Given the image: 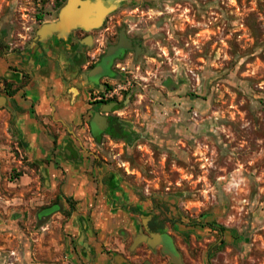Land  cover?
<instances>
[{"label":"rangeland","instance_id":"rangeland-1","mask_svg":"<svg viewBox=\"0 0 264 264\" xmlns=\"http://www.w3.org/2000/svg\"><path fill=\"white\" fill-rule=\"evenodd\" d=\"M67 1L0 0V264H174L134 244L143 220L171 237L176 264H264V0H107L98 27L67 45L33 44ZM119 28L142 46L108 80L128 132L96 145L78 135L81 73ZM37 67L52 75L47 113L35 116L49 145L54 137L47 162L39 146L38 156L21 147L26 109L3 96L16 102ZM70 142L94 156L64 158Z\"/></svg>","mask_w":264,"mask_h":264},{"label":"flooded vegetation","instance_id":"flooded-vegetation-1","mask_svg":"<svg viewBox=\"0 0 264 264\" xmlns=\"http://www.w3.org/2000/svg\"><path fill=\"white\" fill-rule=\"evenodd\" d=\"M106 31H109V28L106 29ZM109 36L110 41L107 42V45L105 46V49L99 53L98 55L93 56V59L91 61H86V53L84 52L81 57V62L86 61V65L84 66L85 70L81 73L83 75L82 82L84 83L85 92L88 94L85 103L83 105V110L79 113V136H82L86 139H90L94 142L96 145L101 144V140L104 137L107 138H115V137H124L126 132H128V126L124 123L121 116L123 115L121 109L123 107V101L122 98L119 99L117 97V93H112L108 95V93H111L112 84L108 81L110 79H115L117 77V69L122 68V64L120 61L124 60L128 55L135 56L137 53L136 50H142L141 44H139L137 41L132 39L127 31L125 29L119 28L117 30H112L111 33H107ZM121 34L124 35L126 44L130 45V48H119L115 51L114 55L112 54L108 58L106 57V52L108 47L110 46H116L119 43ZM88 35H83L82 39L84 42H89L90 39L87 37ZM74 45L72 42L70 46ZM82 48V47H81ZM85 48V46H84ZM63 56V55H62ZM64 57V56H63ZM101 66L103 67V70L94 76H88V73L93 70L95 67ZM69 65L64 66L63 72H66ZM30 75H33L32 72L29 73ZM23 77V74H21V78ZM32 78L27 82L26 85H28L31 82ZM25 87V86H24ZM16 90V87H15ZM22 89H18L15 94H13V97ZM30 95H32L31 91H29ZM25 92L19 94V98H21L23 101H27V97L25 96ZM34 95V94H33ZM3 96L4 99L7 98V102L9 103L10 107H14L15 103L17 105V102L12 103V98L10 92L8 89L3 88ZM31 100V99H29ZM34 102L31 100L29 102L28 113L29 115H33V118H35V110L33 109ZM113 104V106L110 108L107 112H102L101 108ZM18 110H24V108L19 107L18 105L14 107ZM57 109V108H55ZM48 113L49 120L52 122L54 121V115L55 112ZM23 114L22 112L19 114L21 116ZM98 114V122L93 121V118L95 115ZM18 116L17 122H20V117ZM58 120H60L59 124L62 125L64 128V132L71 137L74 141L77 142L79 138L75 136L73 132L69 129L68 125L58 117ZM39 122V121H38ZM41 124V122H40ZM45 124V122H44ZM19 125V124H18ZM19 128V127H18ZM20 129V128H19ZM22 132V139H25V133L22 129H20ZM45 131V129H44ZM74 137V138H73ZM51 143L50 147H40V156L42 157V160L47 162L51 158V151L54 148V137L51 135ZM27 142H21V147L26 151V153H30L32 156H38L36 151L32 148V146L28 145ZM78 143V142H77ZM18 145V144H17ZM68 148L64 149L63 157L72 161H76L81 163L82 158L80 155V152L85 153L86 155L94 156V154H90V151L84 148L82 144H74L72 142L67 143ZM18 148V146L16 147ZM69 150V155L67 154V151ZM60 204H58L55 207H47L41 209L37 217L38 219L42 217H46L47 215H51L55 211H60ZM146 219V218H145ZM140 229V235L146 237L147 239L151 240L153 242V245H149L146 242H143L149 250L153 251L156 248H159V252L162 256H165L169 259L170 262H173L172 257L169 255V253H174L175 255H178L179 261L181 260V255L178 252L177 248L175 247L171 237L162 231H159V229L152 223V220L144 221L142 224L137 228V233ZM136 233V234H137ZM155 235H160L161 238H163V242L159 243L157 242L154 237ZM167 237V238H165ZM171 241V243L169 242ZM178 261V262H179ZM177 262V263H178ZM143 264H150L148 261H144ZM176 264V263H174Z\"/></svg>","mask_w":264,"mask_h":264},{"label":"water","instance_id":"water-1","mask_svg":"<svg viewBox=\"0 0 264 264\" xmlns=\"http://www.w3.org/2000/svg\"><path fill=\"white\" fill-rule=\"evenodd\" d=\"M113 8L112 3L105 0H68L65 6L60 10L58 17L55 21L45 23L41 25L36 33L33 44L37 42H44L48 38L54 36L56 39L65 41L68 38H71L73 32L76 29L90 30L92 28L98 27L102 22L104 16ZM122 35V34H121ZM121 37L119 43L116 46H110L107 49L106 56L114 53L119 47L130 48L129 44H122ZM140 50H136V53H139ZM102 70L101 66L95 67L88 73V76H94L96 69ZM99 74V73H97ZM113 104L107 105L101 108L102 112H107ZM98 114L95 115L93 121L98 122ZM61 208V206H60ZM47 215L46 217H48ZM161 237L160 235H155L154 239L157 241V238ZM137 242H146L149 245H153V242L147 239L144 236H138L134 239V244ZM169 255L173 259L172 253ZM177 263V262H174Z\"/></svg>","mask_w":264,"mask_h":264},{"label":"crops","instance_id":"crops-1","mask_svg":"<svg viewBox=\"0 0 264 264\" xmlns=\"http://www.w3.org/2000/svg\"><path fill=\"white\" fill-rule=\"evenodd\" d=\"M71 38H68V40L62 41L59 39L54 40L55 44H58L56 47H59L60 44H69ZM73 47H76L75 50L72 52L73 53V57L76 58L77 56V45L75 44ZM43 49H47V52L52 50V46H48V43L43 44ZM72 49V48H71ZM40 52V50H39ZM50 54V53H47ZM31 72H33V77L31 82L28 85H25V87H23V89L21 91H19L20 93L25 92V96L27 97V101H23L21 98L19 99V97L16 95L15 98L17 105L21 108L24 109H28L29 107V102L32 100L34 102L33 104V109H35V115L38 114H45L47 113L46 111V103L44 102L45 100V93L43 92L45 85H47L52 79V75H49L48 77H44V75L42 74L41 68L37 67L31 70ZM29 91H31L32 95H30ZM34 94V95H33ZM31 99V100H29ZM16 103L14 105V107L17 106ZM55 108L58 109L59 112L62 113V115L64 116H69V119H72L73 117H70V113L66 112L63 109V100L57 98L56 99V103H55ZM51 109L54 108V105L50 106ZM20 118V122H19V128L22 129L25 133V139L29 142L28 145L33 146H39L41 148L43 147H48L49 143L48 141L42 137V127L41 124L35 119L33 118V115H29L28 110H25V112L23 114H21V116H19ZM40 153V152H39Z\"/></svg>","mask_w":264,"mask_h":264},{"label":"bare ground","instance_id":"bare-ground-1","mask_svg":"<svg viewBox=\"0 0 264 264\" xmlns=\"http://www.w3.org/2000/svg\"><path fill=\"white\" fill-rule=\"evenodd\" d=\"M121 42H122V44H126V42H125V38H124V35L122 34L121 35ZM119 48H122V47H119ZM114 53H115V51H114ZM114 53H112L113 55H114ZM112 54H110V55H107L105 58H108L109 56H111ZM100 67V66H99ZM102 68V70H103V67H101ZM102 70H100V69H96L95 71H94V73H100ZM165 238H167V237H165ZM157 242H159V243H162L163 242V238H161V237H159V238H157ZM169 242V241H168ZM169 243H171V241L169 242ZM172 255H173V262H178L179 261V257H178V255H175L174 253H172Z\"/></svg>","mask_w":264,"mask_h":264},{"label":"trees","instance_id":"trees-1","mask_svg":"<svg viewBox=\"0 0 264 264\" xmlns=\"http://www.w3.org/2000/svg\"><path fill=\"white\" fill-rule=\"evenodd\" d=\"M37 18H38L39 21L42 20V16H38ZM211 226H212L213 228H215L214 225H211Z\"/></svg>","mask_w":264,"mask_h":264}]
</instances>
